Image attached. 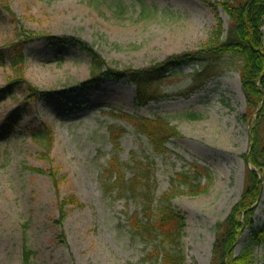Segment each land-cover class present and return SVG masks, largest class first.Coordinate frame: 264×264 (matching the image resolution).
Here are the masks:
<instances>
[{
  "label": "rangeland",
  "instance_id": "374dc122",
  "mask_svg": "<svg viewBox=\"0 0 264 264\" xmlns=\"http://www.w3.org/2000/svg\"><path fill=\"white\" fill-rule=\"evenodd\" d=\"M122 1L129 7L123 18L108 9L111 0H0V264H22L24 241L33 264H140L149 249L127 227V217L140 211L137 202L100 189L111 159L125 166L127 179L135 165L151 167L156 198L176 174L193 173V166L206 171L199 179L207 192L178 196L172 205L185 218V264L211 262L214 226L239 200L251 170L244 156L254 117L244 120L238 68L191 93L197 67H180L157 83L159 100L139 107L127 79L82 87L90 78L89 58L63 38L87 44L108 68L140 70L196 52L219 24L225 33L228 17L219 6L225 0ZM261 34L264 40V26ZM15 45L25 58L18 70L9 66ZM157 118L180 135L163 155L135 129V120ZM43 127L54 136L48 156L30 134ZM121 129L112 141L111 131ZM51 169L65 178L59 197L73 196L83 209L67 206L60 218ZM253 171L262 190L256 230L264 227V170ZM249 232L239 237L235 256ZM263 255L255 248L252 264H262Z\"/></svg>",
  "mask_w": 264,
  "mask_h": 264
},
{
  "label": "trees",
  "instance_id": "16d2710c",
  "mask_svg": "<svg viewBox=\"0 0 264 264\" xmlns=\"http://www.w3.org/2000/svg\"><path fill=\"white\" fill-rule=\"evenodd\" d=\"M108 9L119 17L129 13V7L122 0H111ZM228 17V29L221 32L220 24L196 52L183 53L170 57L166 62L149 67L116 70L108 68L101 56L87 44L74 38H63L81 46L90 62V78L82 87L98 85L103 80H124L134 86L135 105L147 106L160 99L156 89L166 75L180 67L197 69L191 75V86L186 92L200 91L210 80L221 76L226 69L238 68L241 89L244 97L247 119L254 117L250 127V152L244 156L251 170L247 169L243 190L237 203L231 208L227 217L214 226V243L212 245L210 264H252L254 249L261 247L264 252V227L253 228L254 206L261 198V182L257 172L264 170V40L261 28L264 26V0H225L219 4ZM72 45V44H71ZM25 62L22 48L13 46L9 66L20 69ZM23 82L22 77H20ZM17 80L16 82H18ZM15 82V83H16ZM25 84V83H24ZM29 93H37L28 86ZM135 129L143 135L153 152L163 155L167 152V143L180 135L176 128L164 119L153 121L135 120ZM123 130H112L111 140L119 138ZM31 139L38 144L48 156L54 145L51 129L43 127L31 131ZM125 166L115 159L107 164L99 178L103 194L110 193L119 197H128L137 202L140 211L127 217L129 233L138 238L149 249L139 260L140 264H185L182 239L185 230L183 214L172 205L178 196H200L207 192L200 176L206 171L193 166V173L176 174L169 189L160 197H155V184L152 169L149 166L135 165L132 176L127 179ZM253 169V170H252ZM57 197L59 198L60 218L65 217L64 209H83L84 205L73 196L65 199L59 197V191L65 178L59 171L49 170ZM250 230L248 241L238 256L234 251L239 237ZM34 253L26 241L21 248L22 264H33ZM264 264V255L262 259Z\"/></svg>",
  "mask_w": 264,
  "mask_h": 264
},
{
  "label": "bare ground",
  "instance_id": "6f19581e",
  "mask_svg": "<svg viewBox=\"0 0 264 264\" xmlns=\"http://www.w3.org/2000/svg\"><path fill=\"white\" fill-rule=\"evenodd\" d=\"M40 80H41V82H43L45 80V78H43V76L41 75Z\"/></svg>",
  "mask_w": 264,
  "mask_h": 264
}]
</instances>
